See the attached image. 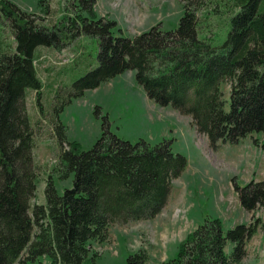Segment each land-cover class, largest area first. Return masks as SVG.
<instances>
[{"label":"trees","instance_id":"16d2710c","mask_svg":"<svg viewBox=\"0 0 264 264\" xmlns=\"http://www.w3.org/2000/svg\"><path fill=\"white\" fill-rule=\"evenodd\" d=\"M49 1H40L46 15ZM227 2L232 15L225 41L217 46L202 37L198 0L184 2L175 30L165 31L159 24L132 39L117 30L116 20L99 17L97 0H64L65 16L51 27L0 0V25L8 27L14 40L7 49L0 38V264H97L100 257L92 253V241L105 243L112 225L151 221L167 206L173 180L188 166L169 142L133 144L110 133L109 125L88 151L69 142L60 114L105 82L134 72L150 100L190 117L214 151L220 143L239 145L253 134H264V0ZM81 37L98 40L97 66L59 89L54 103L64 97L67 101L55 116L49 115L51 131L58 135V161L65 179L74 176L73 187L59 195L49 176L46 204L32 206L39 174L27 97L35 92L39 114H44L38 50L63 51ZM223 84L230 85L229 101ZM232 184L246 212L264 209V179L241 186L233 178ZM260 226L257 220L225 231L220 219L206 217L164 264H240L247 241ZM228 245L231 254L226 253ZM149 260L141 250L128 264Z\"/></svg>","mask_w":264,"mask_h":264},{"label":"rangeland","instance_id":"374dc122","mask_svg":"<svg viewBox=\"0 0 264 264\" xmlns=\"http://www.w3.org/2000/svg\"><path fill=\"white\" fill-rule=\"evenodd\" d=\"M7 1L43 18L44 25L49 27L59 24L65 16L64 0H50L47 15L41 10V0ZM186 1L97 0L96 12L99 17L116 20L117 30L132 39L159 24L165 31L175 30ZM227 1L198 0L197 3L202 37L217 46L225 41L226 26L229 27L232 15L227 11ZM0 29L1 40L7 49H12L14 40L10 30L2 24ZM97 44L96 38L81 37L63 51L43 47L38 50L36 67L44 86L41 91L44 114H39L36 93L29 92L27 97L28 113L36 127L39 174L32 206L46 204L45 187L49 176L59 195L73 187L74 176L65 179L58 161V135L57 131L55 135L51 131L49 115L55 116L60 104L67 101L64 97L59 105L54 103L59 89L71 86L97 66ZM135 80L134 72H126L67 105L60 114V121L66 127L69 142L78 143L82 151H88L109 125L110 133L133 144L141 140L152 146L169 142L175 154L186 157L188 166L180 178L173 180L168 204L155 219L114 224L108 230L105 243L91 242L92 253L100 257L97 264H128L129 257L141 250L148 253V264H164L177 256L179 244L203 224L206 217L220 219L225 231L261 220L258 232L247 241V256L240 264H264V209L246 212L232 184L233 178L241 186L264 179V134H253L239 145L220 143L214 151L208 139L194 130L190 117H182L172 107L157 106ZM221 90L229 101L230 85L223 84ZM64 92L68 94V90ZM232 250V245H228L226 253L231 254Z\"/></svg>","mask_w":264,"mask_h":264}]
</instances>
